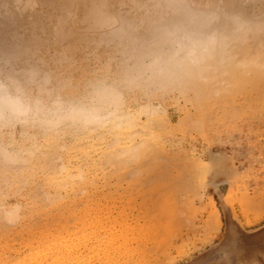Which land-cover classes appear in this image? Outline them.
<instances>
[{
    "label": "rangeland",
    "instance_id": "1",
    "mask_svg": "<svg viewBox=\"0 0 264 264\" xmlns=\"http://www.w3.org/2000/svg\"><path fill=\"white\" fill-rule=\"evenodd\" d=\"M182 2L211 57L161 0H0V80L52 79L49 112L0 102V264H264V0Z\"/></svg>",
    "mask_w": 264,
    "mask_h": 264
},
{
    "label": "clouds",
    "instance_id": "2",
    "mask_svg": "<svg viewBox=\"0 0 264 264\" xmlns=\"http://www.w3.org/2000/svg\"><path fill=\"white\" fill-rule=\"evenodd\" d=\"M160 19L157 21L159 32H162L174 41H179L181 51L186 50L188 57L200 55L211 57L225 46L227 37L213 25L219 20L216 14L203 15L193 12L182 0H161L157 5ZM182 17L175 23H165L169 17ZM234 22H239L234 18ZM118 21L114 18H104L103 26L119 34L122 29L117 27ZM186 42V43H185ZM179 52L175 54L178 56ZM173 56L171 59H175ZM165 60L161 55L150 67H156L159 75L166 72ZM52 79L47 73L32 70L25 74L23 80L13 76L0 80V102L4 111L12 116L28 115L30 112H49L48 98L51 96L50 86ZM11 223V222H10Z\"/></svg>",
    "mask_w": 264,
    "mask_h": 264
}]
</instances>
